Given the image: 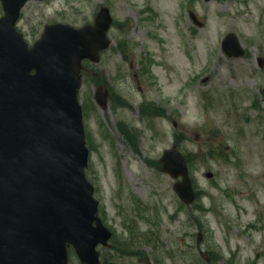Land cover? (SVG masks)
<instances>
[{
	"label": "rangeland",
	"instance_id": "1",
	"mask_svg": "<svg viewBox=\"0 0 264 264\" xmlns=\"http://www.w3.org/2000/svg\"><path fill=\"white\" fill-rule=\"evenodd\" d=\"M104 7L112 44L83 64L79 93L86 174L114 233L101 264H264V0H32L17 29L32 46L45 25L94 24ZM230 33L243 57L222 49ZM173 147L196 191L189 206L159 163ZM69 264H81L72 248Z\"/></svg>",
	"mask_w": 264,
	"mask_h": 264
},
{
	"label": "water",
	"instance_id": "2",
	"mask_svg": "<svg viewBox=\"0 0 264 264\" xmlns=\"http://www.w3.org/2000/svg\"><path fill=\"white\" fill-rule=\"evenodd\" d=\"M1 1L0 264H69L70 247L82 264H100L97 248L109 246L112 232L98 215L86 176L89 149L78 96L82 61L98 63L100 51L111 44L110 11L103 8L94 25L82 28L47 25L29 47L16 23L30 0ZM222 47L229 56L245 53L233 33ZM96 102L107 108L100 91ZM160 163L163 172L183 178L174 189L183 202L193 203L181 152L166 150Z\"/></svg>",
	"mask_w": 264,
	"mask_h": 264
},
{
	"label": "bare ground",
	"instance_id": "3",
	"mask_svg": "<svg viewBox=\"0 0 264 264\" xmlns=\"http://www.w3.org/2000/svg\"><path fill=\"white\" fill-rule=\"evenodd\" d=\"M165 1V7L167 8L169 5H172V0H164Z\"/></svg>",
	"mask_w": 264,
	"mask_h": 264
},
{
	"label": "trees",
	"instance_id": "4",
	"mask_svg": "<svg viewBox=\"0 0 264 264\" xmlns=\"http://www.w3.org/2000/svg\"><path fill=\"white\" fill-rule=\"evenodd\" d=\"M144 112H147V111H144Z\"/></svg>",
	"mask_w": 264,
	"mask_h": 264
}]
</instances>
